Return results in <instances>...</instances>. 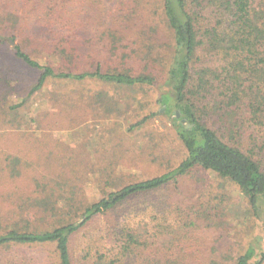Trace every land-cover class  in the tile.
<instances>
[{
    "label": "trees",
    "instance_id": "1",
    "mask_svg": "<svg viewBox=\"0 0 264 264\" xmlns=\"http://www.w3.org/2000/svg\"><path fill=\"white\" fill-rule=\"evenodd\" d=\"M32 1L40 11L32 29L41 35L45 27L48 34L47 46L36 54L46 59L39 61L26 50L17 33L6 38L0 24V47L6 45L9 52H3L7 62L0 59V102L5 104L10 91L9 61L38 73L28 96L49 79H95L134 89L142 92L141 101L134 98L142 113L130 128L162 115L185 155L158 174L102 189L91 201L75 187H64L59 176L27 170L26 182L13 193L19 202L8 203L11 214L0 217V251L9 253L0 264H36L24 253L30 247H45L50 264H219L228 252L193 247L189 227L199 229L203 222L221 226L226 219L221 223L208 212L191 218L189 225L180 220L164 224L156 217L146 219L143 206H130L195 170L213 173L219 187L236 186L246 201L244 218L254 230L241 250L224 258L231 264H264V0H127L113 9L120 22L101 31L109 36L101 44L81 42L80 24L65 25L57 22L60 14H52L77 15L69 4L79 0ZM84 1L99 9L103 4ZM26 97L17 104H0L1 122ZM21 156L8 155L13 158L10 174L16 177L22 175ZM218 204L211 208L218 211ZM119 209L128 213L99 235H88L76 252L73 241L80 230Z\"/></svg>",
    "mask_w": 264,
    "mask_h": 264
},
{
    "label": "rangeland",
    "instance_id": "2",
    "mask_svg": "<svg viewBox=\"0 0 264 264\" xmlns=\"http://www.w3.org/2000/svg\"><path fill=\"white\" fill-rule=\"evenodd\" d=\"M124 1L127 0H103L99 9L89 1L79 0L69 4L77 10V15L73 16L70 11L64 12L63 16L57 12L52 14H60L62 19L57 22L65 25L80 24L81 42L101 44L109 41V36L102 35L103 31L119 24L120 18L113 16L116 15L113 9ZM34 4L35 1L29 3V0H0V24L5 27L3 34L6 38L17 33V40L24 43L25 49L43 62L46 56H40L36 51L47 46L45 37L48 34L45 27L41 35L32 29L37 25L32 22L36 13L40 14ZM23 25L28 28L20 29ZM125 29L128 28H122ZM4 50L8 52L7 46L2 44L0 59L3 63L7 62ZM9 65L13 71L10 91L5 104H0L8 106V103L17 104L25 96L27 99L17 111L7 112L2 122L0 117L1 192L5 194L3 198L0 196V217L11 214L8 210L12 205L8 203L19 202L13 193L26 182L27 170L46 172L54 178L59 176L64 187H75L80 197L91 201L101 196L102 189L110 191L117 184L158 174L185 155L162 115L146 125L130 128L132 121L142 113L140 103L136 102L141 101L142 92L104 85L95 79H49L42 88L28 96L38 73L10 61ZM10 154L23 157L19 165L20 177L10 174L13 159L8 157ZM218 185L213 173L195 170L176 183L134 199L130 206L135 209L143 206L146 219L156 217L164 224L180 220L189 225L191 218L204 217L208 212L221 219V223L226 219V224L221 226H211L210 223L209 226L203 222L199 229L189 227L194 234L189 237V242L202 251L213 248L224 253L227 251L228 254L219 257V264H231L224 257L241 250L254 228L252 221L244 218L246 201L237 187L229 183L224 187ZM220 197L224 199L219 203ZM215 203H219L218 211L211 208ZM222 209L229 215L222 216ZM119 210L121 212H114L109 217L99 216L93 224L81 229L73 241L76 252L88 235H99L100 229L108 227L109 222L128 213L126 209ZM24 253L30 255L36 264H50L45 247H30ZM7 256L9 253L0 251V262Z\"/></svg>",
    "mask_w": 264,
    "mask_h": 264
},
{
    "label": "water",
    "instance_id": "3",
    "mask_svg": "<svg viewBox=\"0 0 264 264\" xmlns=\"http://www.w3.org/2000/svg\"><path fill=\"white\" fill-rule=\"evenodd\" d=\"M178 115V114H177Z\"/></svg>",
    "mask_w": 264,
    "mask_h": 264
}]
</instances>
